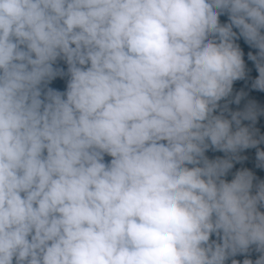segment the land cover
I'll return each instance as SVG.
<instances>
[{
    "label": "clouds",
    "instance_id": "obj_1",
    "mask_svg": "<svg viewBox=\"0 0 264 264\" xmlns=\"http://www.w3.org/2000/svg\"><path fill=\"white\" fill-rule=\"evenodd\" d=\"M244 162L264 0H0V264H264Z\"/></svg>",
    "mask_w": 264,
    "mask_h": 264
},
{
    "label": "trees",
    "instance_id": "obj_2",
    "mask_svg": "<svg viewBox=\"0 0 264 264\" xmlns=\"http://www.w3.org/2000/svg\"><path fill=\"white\" fill-rule=\"evenodd\" d=\"M55 84H56V87L59 90H63V88H64V82H63V80L58 79L55 82ZM248 152H254V150H246V153H248ZM208 154H209L210 157L213 156V155H222V153H208ZM241 166H246V167L253 168V171L256 172V175L257 176H259L261 178H264V172H262V171H260L258 169H255L253 167V164L251 162H244L243 164L237 163V164L234 165L233 171H235L236 168L241 167ZM229 178H231V176H229ZM238 258H241V257H238Z\"/></svg>",
    "mask_w": 264,
    "mask_h": 264
}]
</instances>
